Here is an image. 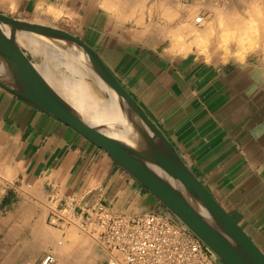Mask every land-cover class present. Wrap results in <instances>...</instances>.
I'll return each mask as SVG.
<instances>
[{"label": "crops", "instance_id": "crops-1", "mask_svg": "<svg viewBox=\"0 0 264 264\" xmlns=\"http://www.w3.org/2000/svg\"><path fill=\"white\" fill-rule=\"evenodd\" d=\"M180 1L156 0L143 20L126 0H0V13L60 22L91 47L264 255V60L199 53L195 34L212 29L187 32ZM91 192L117 214L160 212L101 149L0 87V264H104L101 247L48 223Z\"/></svg>", "mask_w": 264, "mask_h": 264}, {"label": "water", "instance_id": "water-1", "mask_svg": "<svg viewBox=\"0 0 264 264\" xmlns=\"http://www.w3.org/2000/svg\"><path fill=\"white\" fill-rule=\"evenodd\" d=\"M6 32L55 41L88 59L95 78L113 92L123 123L93 118L75 107L61 91L28 68L10 45ZM0 67L4 70L0 72V87L63 122L101 149L221 264H264L258 247L205 188L99 55L81 39L60 27L0 13ZM94 199L95 193L91 192L83 202L91 200V204Z\"/></svg>", "mask_w": 264, "mask_h": 264}, {"label": "built area", "instance_id": "built-area-1", "mask_svg": "<svg viewBox=\"0 0 264 264\" xmlns=\"http://www.w3.org/2000/svg\"><path fill=\"white\" fill-rule=\"evenodd\" d=\"M77 219L104 251V264H217L202 242L166 213L127 216L100 202L80 206L76 199L65 197L51 208L48 223L64 231ZM54 262L47 256L41 264Z\"/></svg>", "mask_w": 264, "mask_h": 264}, {"label": "bare ground", "instance_id": "bare-ground-1", "mask_svg": "<svg viewBox=\"0 0 264 264\" xmlns=\"http://www.w3.org/2000/svg\"><path fill=\"white\" fill-rule=\"evenodd\" d=\"M197 2H199V0L196 1V3ZM200 2L202 3L203 0ZM228 8L229 7L227 6L226 8L219 10L215 7L217 16L218 15L225 16L227 13H229ZM223 10L224 11L226 10L227 12L223 13ZM235 11L231 12L230 15H226L225 17L227 16L233 17L234 14L235 16H238L239 14L236 13ZM200 17L201 16H196L194 18V22L196 24L203 25L205 23V18L201 17L202 21L198 23V18ZM230 19L232 20V18ZM234 20L236 23L238 20H241V18L239 19L236 17L234 18ZM221 21L223 20H220V22ZM232 22L234 23V21H231V23ZM36 23H42V22H36ZM42 24L53 26L52 24H48V23H42ZM220 24H222L221 25L222 27L223 22H221ZM204 26L209 27L206 25V23L203 25V27ZM234 26L237 27L238 25L234 24ZM184 27H189L188 28L189 30L186 28V31L195 34L194 33L195 30L194 28H192L195 27L193 25L192 20L191 23H187L186 25H184ZM225 33L222 36L227 44L230 43L229 41L232 39L237 40L238 47L236 48L239 49V52L240 50L241 51L245 50L244 48L246 47L247 42L253 43V41L251 40L252 37L250 36L249 32H247V30H245L244 28H241L238 32H235L232 29L230 30V32L228 30ZM195 35H196V40L200 41V43L203 42L202 41L203 39L205 40V35L203 33L202 34L198 33ZM6 36L12 48L18 54H20L22 59L26 62L28 68L38 77L42 78L44 81L48 82L53 87L61 91L62 94L75 107L79 108L84 113H86L87 115L93 118L106 119L110 121L123 123V118L121 117L120 109L118 103L116 102L113 92H111L99 78L98 79L95 78L93 65L88 59L76 53L75 51L70 50L64 44L51 41L42 37L29 35V34H22V33H12V32H6ZM22 49H26L30 51L35 58H39V61L36 63L31 62L29 59H27L26 53ZM0 72L4 73L2 67H0ZM166 212L174 220H176L167 210ZM159 213H164V212H159ZM177 222L181 224L179 221ZM92 240L95 241L94 239Z\"/></svg>", "mask_w": 264, "mask_h": 264}, {"label": "rangeland", "instance_id": "rangeland-1", "mask_svg": "<svg viewBox=\"0 0 264 264\" xmlns=\"http://www.w3.org/2000/svg\"><path fill=\"white\" fill-rule=\"evenodd\" d=\"M155 1L156 0H126L128 5H130L134 19L137 17H140L141 20H143L144 17H146L147 15L152 14V6H154ZM196 1H198V0H181L180 1L181 2L180 7L182 9H191L190 13L192 14L193 25L195 26L197 31L204 30L205 28H207L205 26L203 27V25L205 23L207 26H209V28L212 29L211 38L205 39V40L203 39L202 40L203 42H201V43H200V41H197L196 47H197L199 53L209 56L211 54V51H214V52L218 51L224 57H233L239 61H245L248 57H250V58L260 57V58H262V60H264V0H203L202 3L200 2L202 0H199V2H197V3H196ZM205 3H207V4H205ZM195 5H197V6H195ZM227 6L229 7L228 8L229 13H227L226 15H230L231 12L235 11V9H236L235 12L238 13L240 16L239 15H238L239 17L235 16L234 13H232V14H234L233 17H230V16L225 17L226 15L225 16H223V15L217 16V13L215 11V7L219 10H222V9L226 8ZM180 7H179V9H180ZM115 9H117V8L113 7V11ZM226 10L225 11L223 10V13L227 12ZM194 16L195 17L196 16L204 17L205 23L203 25L196 24L194 22V18H195ZM236 17L239 19L241 18V20H238L235 23L234 18H236ZM230 18H232V20ZM229 19L231 21H234V23L232 22L233 23L232 24ZM220 20H223V21H221V22H223L222 27H221L222 24H220L221 23ZM35 22H38V21H35ZM238 22H239V24H238ZM48 24H52L55 27H64L60 22H57V21L48 22ZM234 24H237L238 26L235 27ZM66 27H68V26H66ZM241 28H244L245 30H247V32H249L250 36L252 37L251 40L253 41V43L247 42L246 47L244 48L245 50L244 51L240 50V52H239V49L236 48V47H238L237 40L232 39L233 42H232V40H230L229 41L230 43L227 44L222 35H224V33L227 32L228 30L230 32V30H232V29H233V31L238 32ZM201 46L204 48H202ZM22 50L26 53V56L31 61H33L34 63L39 61V58H35L31 54L30 51H28L26 49H22ZM95 202H97V201H95ZM107 207L112 209L109 206H107ZM157 209L160 212H164V213L168 214L166 212V210L161 205H158ZM154 211H157V210H154ZM79 222H80L79 219H77L75 225H72L66 229V230L69 229L68 234L70 232H72V230H73L74 232H76L77 235L80 236V238H82L84 240H88L90 243H92L95 246H99L97 243L93 242L90 239L91 237L84 231V229L82 227H80ZM66 230H64V232ZM66 241H68V236L66 239H59V242L62 243L61 244L62 246L65 245ZM219 263L221 264V262H219Z\"/></svg>", "mask_w": 264, "mask_h": 264}]
</instances>
